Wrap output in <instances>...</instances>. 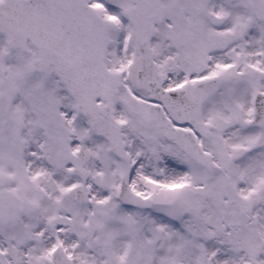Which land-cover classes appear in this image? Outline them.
I'll return each instance as SVG.
<instances>
[{
    "label": "snow or ice",
    "instance_id": "6c2138e0",
    "mask_svg": "<svg viewBox=\"0 0 264 264\" xmlns=\"http://www.w3.org/2000/svg\"><path fill=\"white\" fill-rule=\"evenodd\" d=\"M0 264H264V0H0Z\"/></svg>",
    "mask_w": 264,
    "mask_h": 264
}]
</instances>
